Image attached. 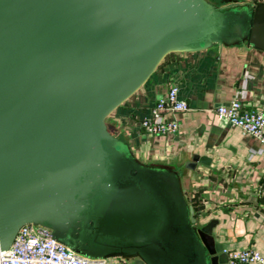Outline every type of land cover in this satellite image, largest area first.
Returning a JSON list of instances; mask_svg holds the SVG:
<instances>
[{"label": "water", "instance_id": "95a60500", "mask_svg": "<svg viewBox=\"0 0 264 264\" xmlns=\"http://www.w3.org/2000/svg\"><path fill=\"white\" fill-rule=\"evenodd\" d=\"M244 41L264 49V1L0 0V251L35 223L91 257L229 264L180 170L107 117L168 53Z\"/></svg>", "mask_w": 264, "mask_h": 264}, {"label": "crops", "instance_id": "0c3cea01", "mask_svg": "<svg viewBox=\"0 0 264 264\" xmlns=\"http://www.w3.org/2000/svg\"><path fill=\"white\" fill-rule=\"evenodd\" d=\"M216 5L264 0H211ZM247 76V79H245ZM177 85L189 108L166 111L178 119L175 132L150 134L141 120L156 101ZM243 98L264 109V49L215 42L198 50L168 53L145 83L107 117L113 133L126 140L145 162L172 165L181 172L199 225L214 222L213 236L226 251L253 248L264 254V143L220 117L216 107ZM198 160L187 165L194 155ZM196 163V162H195ZM116 264H134L117 257ZM246 264H259L250 262Z\"/></svg>", "mask_w": 264, "mask_h": 264}, {"label": "built area", "instance_id": "2783aa9c", "mask_svg": "<svg viewBox=\"0 0 264 264\" xmlns=\"http://www.w3.org/2000/svg\"><path fill=\"white\" fill-rule=\"evenodd\" d=\"M247 79V76H245ZM243 90L229 104L220 103L217 113L231 124L240 127L243 132L257 136L264 143V109L257 108L243 98ZM189 108V102L181 97L177 85L170 86L165 95L160 97L151 116L141 120L143 127L150 134L175 132L180 121L168 119L166 111H181ZM264 198V185L259 188ZM229 264L257 262L264 264V254L253 248L228 251ZM115 258L91 257L79 253L57 241L46 226L26 223L22 225L11 246L0 251V264H116Z\"/></svg>", "mask_w": 264, "mask_h": 264}]
</instances>
